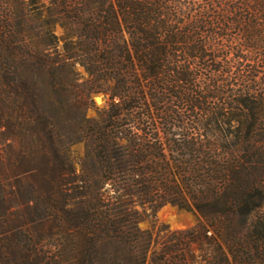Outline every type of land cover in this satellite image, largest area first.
Wrapping results in <instances>:
<instances>
[{"label":"trees","instance_id":"trees-1","mask_svg":"<svg viewBox=\"0 0 264 264\" xmlns=\"http://www.w3.org/2000/svg\"><path fill=\"white\" fill-rule=\"evenodd\" d=\"M0 264H264V0H0Z\"/></svg>","mask_w":264,"mask_h":264},{"label":"rangeland","instance_id":"rangeland-1","mask_svg":"<svg viewBox=\"0 0 264 264\" xmlns=\"http://www.w3.org/2000/svg\"><path fill=\"white\" fill-rule=\"evenodd\" d=\"M55 34L60 39L63 32L59 27H56ZM63 44L60 40V47ZM74 71L79 76L80 83L88 79V74L81 66L76 65ZM91 100L93 104L88 107L85 113V120L100 122L105 118L109 108L108 98L103 94H96L91 96ZM70 153V159L72 160L77 159L78 156H83L85 154L84 144L72 147ZM201 221L202 218L195 213L181 211L177 206L166 204L155 214H152L151 211L144 214L139 223V229L144 232H152L153 240L158 239L160 244L166 231L169 234L187 232L196 228ZM208 235L211 236L212 233Z\"/></svg>","mask_w":264,"mask_h":264}]
</instances>
